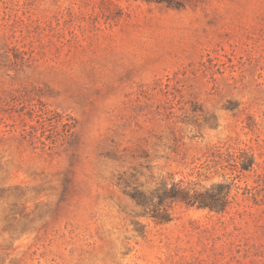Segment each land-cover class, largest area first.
I'll return each mask as SVG.
<instances>
[{
	"label": "rangeland",
	"instance_id": "1",
	"mask_svg": "<svg viewBox=\"0 0 264 264\" xmlns=\"http://www.w3.org/2000/svg\"><path fill=\"white\" fill-rule=\"evenodd\" d=\"M0 264H264V0H0Z\"/></svg>",
	"mask_w": 264,
	"mask_h": 264
},
{
	"label": "trees",
	"instance_id": "2",
	"mask_svg": "<svg viewBox=\"0 0 264 264\" xmlns=\"http://www.w3.org/2000/svg\"><path fill=\"white\" fill-rule=\"evenodd\" d=\"M180 197L183 201H185L188 204H198L200 206H206V207H211V208H216L219 210H223L227 206V202H218V200L212 199V198H207L206 195L200 194V195H191L189 191L187 190H182L180 191Z\"/></svg>",
	"mask_w": 264,
	"mask_h": 264
}]
</instances>
